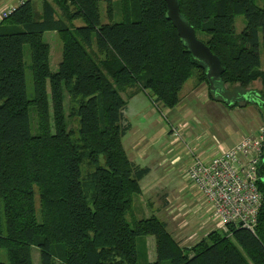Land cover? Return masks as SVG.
<instances>
[{
  "label": "trees",
  "instance_id": "obj_1",
  "mask_svg": "<svg viewBox=\"0 0 264 264\" xmlns=\"http://www.w3.org/2000/svg\"><path fill=\"white\" fill-rule=\"evenodd\" d=\"M177 1L182 18L224 68L214 91L227 85L248 90L258 80L264 90L259 53L264 5ZM101 3L108 9L106 23ZM39 10L34 0H23L0 21V250L7 255L0 264H33V247L41 264L56 259L63 264H264V154L254 233L212 231L184 248L156 216H135L134 198L149 169L135 165L123 146L130 124L122 93L137 89L173 109L196 70L198 84L206 83L211 100L219 102L207 67L166 18V0H41ZM240 14L246 24L236 33ZM46 33H55L62 43L57 72L50 69ZM25 45L32 99L26 91ZM260 101L264 105V97ZM238 106L237 101L231 105ZM71 119L79 121L78 137L69 127ZM147 237L156 241L152 262L141 259L140 242Z\"/></svg>",
  "mask_w": 264,
  "mask_h": 264
},
{
  "label": "rangeland",
  "instance_id": "obj_2",
  "mask_svg": "<svg viewBox=\"0 0 264 264\" xmlns=\"http://www.w3.org/2000/svg\"><path fill=\"white\" fill-rule=\"evenodd\" d=\"M34 1L37 10L40 11L39 9L41 0ZM10 2H15L14 4L16 5L18 4L17 0ZM254 3L257 6L262 7L264 5V0H254ZM107 10L108 9L106 4L101 3L100 16L102 23L107 22ZM116 20H119V18H116ZM245 24L246 23L244 16L241 14L238 15L235 18L236 33H241L245 28ZM79 25H81V23H76V26ZM43 39L51 45L50 69L52 72H57L59 69V64L61 62L62 43L55 33H46L44 34ZM259 39V53L263 65V28H260L259 30ZM23 51L25 62L26 91L28 98L32 99L33 80L29 46L25 45ZM226 89L229 91H235L228 92ZM226 89L224 88L223 91L220 90L219 93H217V90L219 89L214 91V98L219 102L212 101L209 96V86L206 83L198 84L197 71L195 70L192 77L184 84L182 88L181 103H179L170 113H168V109L163 106H160V108H158L157 110L150 105H148L146 110L142 111L147 106L145 105V107L140 108V111H137L138 113H140L139 115H137V113L135 112L134 117H130V119L128 120L129 124L133 128L138 127L140 129V132L136 134V139L144 136L142 137V141H140V146L142 145L148 148V153L158 158V165L160 162L159 169L167 173V177L165 176L163 177V179H168V186H170L171 188L169 194L167 191L164 192V189H161L156 193L153 192L151 193L152 195H150V193L146 191L149 197H144L143 201H141V206L145 209V211H149V213L146 215H143V213L138 210V201L140 197H135V216L137 219L156 216L163 222L164 220L167 221L170 228L169 232L173 235L174 239L179 243V245L184 248L194 246L196 243L205 238V233H201L197 237L192 239V235L195 233L198 223L195 222V219L197 218L190 217V213L195 211L197 206L203 202V199L201 198L197 190L193 188L192 185L187 181V178L185 176L186 167L192 162L195 157H204L203 155L208 156V154H210V152H208V149L217 146L218 143H221L219 140L222 137V133L225 135L226 126L237 127V138L242 136L240 140H242L243 138L255 136L257 132L253 134V132H255L253 131V127L259 126L257 127L259 129H261V127H264V116H260L261 118L258 121V118H256L253 114L254 110L258 109L264 113V105L260 103V98L264 97V90L261 81L258 80L254 82L248 90H241L238 85L233 87H229L227 85ZM122 94L125 97V94ZM251 98L256 100L255 105L250 103L252 101ZM152 99L153 98H151V100ZM249 99H251L250 102ZM235 101H237L239 105L246 104V106H243V108L230 107L235 103ZM68 102V96L67 94H65L66 109L69 106ZM160 109L161 111H159ZM128 110L131 113L134 112L133 106L127 108L125 110V114H127ZM143 117L145 120H148V122L151 121L152 127L150 128V126H146L148 127V130H145L143 128L145 127V125L143 124ZM30 119L33 131L35 132L34 114L32 112L30 113ZM173 119L176 120L175 123ZM170 123H173L177 126L180 123L178 131L179 133H181L182 140H175L170 135ZM69 127L73 130L74 137H78V119L69 120ZM131 137L134 138V136ZM173 140L175 142H173ZM122 143H124L123 145H125L124 147L127 149L126 138L122 140ZM37 195L38 194L36 191L35 202L36 207H39V198L37 197ZM171 196H173V200ZM170 201H174V203ZM176 201L177 203L178 201H182L184 202V204L179 205L177 208L174 206ZM148 205L151 206L152 209H150ZM183 206H185V209L187 212H189V214L187 213V215L183 219V222H187V225L185 227L181 225V228H183L182 230L179 228V224L177 225L173 221V219H170V213L168 209L178 211ZM155 209H158V214L154 211ZM211 230L212 227L210 226L209 231ZM140 248H142L141 259L146 260V255H148L149 252L148 248L143 244V242H140ZM31 252L33 264H41L39 250L36 247H33ZM153 257V260L155 261L156 249L153 250ZM148 259L152 260L150 252ZM0 261L7 262V255L5 250H0ZM54 264H63V262L59 259H56L54 260Z\"/></svg>",
  "mask_w": 264,
  "mask_h": 264
},
{
  "label": "built area",
  "instance_id": "obj_3",
  "mask_svg": "<svg viewBox=\"0 0 264 264\" xmlns=\"http://www.w3.org/2000/svg\"><path fill=\"white\" fill-rule=\"evenodd\" d=\"M16 6L1 9L0 21ZM152 101L156 107L160 106L155 98ZM178 129L172 125L170 132L175 140H182ZM213 152L208 157H195L185 169L187 181L203 199L190 217L201 221V229L211 226L210 232L222 231L231 236V229L236 228L254 233L262 206L257 183L264 154V127L255 136L243 138L231 148ZM186 225L184 222L183 226ZM198 235L194 233L192 239Z\"/></svg>",
  "mask_w": 264,
  "mask_h": 264
},
{
  "label": "crops",
  "instance_id": "obj_4",
  "mask_svg": "<svg viewBox=\"0 0 264 264\" xmlns=\"http://www.w3.org/2000/svg\"><path fill=\"white\" fill-rule=\"evenodd\" d=\"M10 1H14V0H0V10L5 8V7H7V6H10V5L16 6V4H14L15 2L13 3V2H10ZM17 1H18L17 5H19V4H21V2L23 0H17ZM124 94H125V97H124L123 94H122V96L124 97V99L127 102L126 109L129 108L130 106H133V108H134V110H133L134 112L131 113L128 110L127 114H125V119H126L127 123H129L128 120L130 119V117H132V118L134 117V113L135 112L137 113V115H139L140 113H138L137 111H140V108L145 107V105H147V106L142 111L146 110L148 105L153 106L157 110H158V108H160V106H162V105H160L159 107H156L152 103L151 97L146 92H142V91H139L137 89H130L127 92H125ZM217 106H219V105H217ZM243 106H246V104H243L242 106H238V108H243ZM167 109H168V113H170L174 108L173 109L167 108ZM159 111H161V109ZM253 114L255 115L256 118H258V121H259L260 118H261L260 117V110L259 109L258 110H254ZM126 115H127V117H126ZM175 122H176V120H174V123ZM143 124L145 125V127H143L145 130H148V127H146V126H150V128L152 127L151 121L148 122V120H145L144 117H143ZM179 124H178V127H179ZM172 125H175V124L170 123V128H171ZM257 127H259V126H257ZM257 127L256 126L253 127V131H255V132H253V134H255L257 132V130L259 129ZM170 128H169V130H170ZM223 131H225V130H223ZM139 132H140V129L138 127H134L133 128L130 125V130L128 132L130 134L127 133L123 137V139L126 138V147H127V149L125 147L124 148H125V150H126V152L128 154V157L130 158V160L135 165H137V166H139L141 168H148L149 169L148 175L140 181L141 194L139 196L140 199L138 201V204H139L138 210L141 213H143V215H146V214L149 213V211H145V209L141 206V201H143V198L147 197V196L149 197V195H147L148 193L146 191H148L150 193V195H152L151 193H153V192L156 193L157 191L159 192L161 189H164V192L167 191L168 194H169V191H170L171 188H170V186H168V183H169L168 179H166V180L163 179V177H165V176L167 177V173H165V171H162V170L159 169L160 162H159V165H158V158H156L153 155H151L150 153H148V148H146V147H144L142 145L140 146V141H142V137H144V136H141V137L137 138L138 139L137 140L136 139V134L139 133ZM237 134H238L237 127L226 126L225 135L222 133V137L219 140L221 143L220 144L218 143L217 146H214V147L208 149V152H210V154H208V156L211 155L212 153H214L213 151L215 149L216 150L219 149V148L227 149V148L232 147L237 142H239V140L242 138V136L237 138ZM253 134H250V135H253ZM170 135L172 136V134H170ZM131 136H134V138L131 137ZM173 142H175V141L173 140ZM123 146H125V145H123ZM203 156L204 157H208L206 155H203ZM171 198L173 200V196H171ZM170 202L174 203V201H170ZM183 204H184V202H182V201H178V203L176 201L174 206L178 208L179 205H183ZM146 208H147V206H146ZM149 208L152 209L151 206H149ZM168 210H169V213H170V219L171 220L173 219V221L177 225L179 224V228L183 230V228H181V225H183V223H184L183 219L187 215V211L185 209V206L180 208L178 211H173L171 209H168ZM154 211L158 214V209H155ZM175 212H177V213H175ZM203 219H205V218L203 217ZM195 222L198 223L195 233L196 232H197V234L205 233L204 237L206 238L207 235L210 233L209 229H206L205 226H203V228L201 229L202 223H201L200 220L195 219ZM164 223L167 224V228H168V231H169L170 228L168 226L167 221L164 220ZM142 242H143L144 245L147 246L148 251L150 252L151 257H152V260L148 259V256H149V252H148V255H146V258H147L146 261H148V262L154 261L153 260L154 259L153 250L156 247L155 238L154 237H147Z\"/></svg>",
  "mask_w": 264,
  "mask_h": 264
},
{
  "label": "water",
  "instance_id": "obj_5",
  "mask_svg": "<svg viewBox=\"0 0 264 264\" xmlns=\"http://www.w3.org/2000/svg\"><path fill=\"white\" fill-rule=\"evenodd\" d=\"M166 18L172 22L182 40L185 41L192 56L207 67V79L211 91H214L215 83L221 80L224 68L218 57L197 39L195 30L182 18L177 0H166Z\"/></svg>",
  "mask_w": 264,
  "mask_h": 264
}]
</instances>
